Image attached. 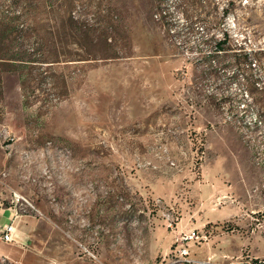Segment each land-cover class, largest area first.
Masks as SVG:
<instances>
[{
	"label": "rangeland",
	"instance_id": "obj_1",
	"mask_svg": "<svg viewBox=\"0 0 264 264\" xmlns=\"http://www.w3.org/2000/svg\"><path fill=\"white\" fill-rule=\"evenodd\" d=\"M89 181L116 250L264 259V0H0V196L79 258Z\"/></svg>",
	"mask_w": 264,
	"mask_h": 264
},
{
	"label": "crops",
	"instance_id": "obj_2",
	"mask_svg": "<svg viewBox=\"0 0 264 264\" xmlns=\"http://www.w3.org/2000/svg\"><path fill=\"white\" fill-rule=\"evenodd\" d=\"M5 198V196H0V231L2 226L14 216L17 215V218L13 234L14 241L11 243L0 242V259L14 264H148L144 257L147 247L144 248L143 254L138 256H132L131 251L123 247L116 250L110 247L112 233L108 237L104 235L99 243L100 263L81 257L78 258L74 255V250L68 243H62L61 247L54 243L51 244L52 241L48 239V232L43 233L39 219L32 215L19 214L14 207L8 204ZM76 201V199L72 201L73 206L77 205L78 201ZM96 203L95 201L89 203L93 207L94 214L96 213ZM96 219L98 220V216H94L93 220ZM155 234L157 236V232ZM152 246L153 248H149L153 250L152 254L154 255L158 248L154 247V243H152ZM116 251L119 253H116ZM127 251L132 260L128 258ZM118 254H123V257L120 259L115 258Z\"/></svg>",
	"mask_w": 264,
	"mask_h": 264
},
{
	"label": "built area",
	"instance_id": "obj_3",
	"mask_svg": "<svg viewBox=\"0 0 264 264\" xmlns=\"http://www.w3.org/2000/svg\"><path fill=\"white\" fill-rule=\"evenodd\" d=\"M45 174V171L43 172ZM5 173H2V176H5ZM96 187H101V184L97 181H89L85 184V190L89 192L88 195L82 196L80 191L74 193L77 197L78 207L72 209V212L66 216L65 225L61 228L64 236L75 243L78 256L92 262H99V243L102 239L103 228L104 226L100 223H93L88 218L90 212L89 203L95 201ZM84 189V187H83ZM51 201L54 202V197L51 198ZM154 204L156 207L161 208V199H155ZM81 204V205H80ZM10 205L14 207L19 214H24L28 211L32 212L38 218L44 216L43 212L35 206L29 199L20 194L15 190H11ZM162 215L165 217L167 222V227L171 228L175 221L173 219L172 212L169 209H163ZM17 215L14 216L9 222L5 223L2 226L0 231V242L11 243L14 241L13 234L15 232V220ZM74 227L76 229H74ZM206 237L205 234H199L195 230H192L190 233H183L182 235L177 236L175 242L180 240L185 242L188 240L195 239L201 241ZM177 249V256L175 257L174 262L182 264H231V263H221L213 260L212 258H191L188 256L187 250L183 245H180ZM245 264H264V259L254 258L252 260L246 261Z\"/></svg>",
	"mask_w": 264,
	"mask_h": 264
}]
</instances>
